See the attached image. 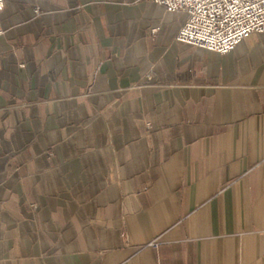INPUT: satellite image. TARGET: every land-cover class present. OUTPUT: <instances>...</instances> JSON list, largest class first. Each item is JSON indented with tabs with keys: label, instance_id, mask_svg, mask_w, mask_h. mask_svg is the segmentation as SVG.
<instances>
[{
	"label": "crops",
	"instance_id": "0c3cea01",
	"mask_svg": "<svg viewBox=\"0 0 264 264\" xmlns=\"http://www.w3.org/2000/svg\"><path fill=\"white\" fill-rule=\"evenodd\" d=\"M0 19V264H264V34L180 44L147 0Z\"/></svg>",
	"mask_w": 264,
	"mask_h": 264
},
{
	"label": "built area",
	"instance_id": "2783aa9c",
	"mask_svg": "<svg viewBox=\"0 0 264 264\" xmlns=\"http://www.w3.org/2000/svg\"><path fill=\"white\" fill-rule=\"evenodd\" d=\"M168 12L184 13L186 23L176 40L226 55L247 37L264 34V0H147ZM5 0H0V16ZM4 34L0 19V37ZM153 246H157L154 242Z\"/></svg>",
	"mask_w": 264,
	"mask_h": 264
}]
</instances>
